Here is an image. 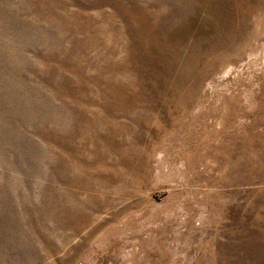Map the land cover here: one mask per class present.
Here are the masks:
<instances>
[{
	"label": "rangeland",
	"instance_id": "374dc122",
	"mask_svg": "<svg viewBox=\"0 0 264 264\" xmlns=\"http://www.w3.org/2000/svg\"><path fill=\"white\" fill-rule=\"evenodd\" d=\"M0 264H264V0H0Z\"/></svg>",
	"mask_w": 264,
	"mask_h": 264
}]
</instances>
